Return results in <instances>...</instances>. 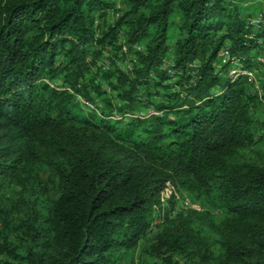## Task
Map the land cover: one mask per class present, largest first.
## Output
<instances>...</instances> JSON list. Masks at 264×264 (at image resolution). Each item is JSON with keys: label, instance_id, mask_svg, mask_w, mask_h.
Returning <instances> with one entry per match:
<instances>
[{"label": "trees", "instance_id": "16d2710c", "mask_svg": "<svg viewBox=\"0 0 264 264\" xmlns=\"http://www.w3.org/2000/svg\"><path fill=\"white\" fill-rule=\"evenodd\" d=\"M258 14L241 0H0V196L24 208L13 220L0 201V264H126L142 242L155 264H264V162L237 161L264 143ZM124 46L133 74L99 75L122 102L139 92L169 117L126 128L80 108L78 96L107 95L88 61ZM165 60L184 72L198 61L186 98L167 104ZM233 67L254 77L229 78ZM188 186L221 218L169 211L151 238L154 209ZM196 222L217 251H203Z\"/></svg>", "mask_w": 264, "mask_h": 264}, {"label": "rangeland", "instance_id": "374dc122", "mask_svg": "<svg viewBox=\"0 0 264 264\" xmlns=\"http://www.w3.org/2000/svg\"><path fill=\"white\" fill-rule=\"evenodd\" d=\"M242 6H245L247 9L255 10V12L259 13L257 17H254L250 20L249 24L253 25H264L263 13H264V0H241ZM117 10L121 8V3L118 1V5L115 7ZM114 8V9H115ZM118 12H114L109 19H113L114 17L119 16ZM122 41V39H120ZM123 43V42H121ZM136 50L140 51L139 47L135 48ZM128 53L127 46H124L122 51L114 54L112 52L104 51L103 54L100 56L99 59L92 62L89 60L88 62L91 63V73L88 78H95L94 84L101 85L107 95L102 99H98L93 91L91 93L90 98L93 101H89L87 98L79 97L78 101L80 108L87 114V115H98L99 117H103L107 121H113L114 124L118 126H126L133 122L134 120H146L152 122L158 118H166L165 112H159L157 106L150 105L146 107L148 103V99L145 97V94L137 93L134 95V102L129 100H124L122 102L116 91L111 90V88L107 85L103 78L99 75V71H107V70H120L125 75H132L134 71V65L136 63V59L133 56L126 55ZM257 60H264V53H260L257 56ZM229 54L224 53L223 51L219 53L218 61L215 62L214 67L218 74L221 75V69L230 61ZM166 61V60H165ZM175 64L171 60H167L166 63L159 69V72L165 73L163 76L166 79L163 82V86L161 87L162 90L159 95L156 96V100L163 104H167V96L171 94H179L181 98H186L187 93L185 92L186 88H190L189 85L195 84V79L191 78L189 81L187 78L193 77L194 68L198 67V61H195L191 65L188 66L189 71H183L181 69L175 68ZM154 75V73H152ZM254 73L249 71H244L241 68L233 67L230 69L229 78L232 77H239L240 75H247L251 79L254 77ZM159 79V78H158ZM255 79V78H254ZM152 81V84L154 83ZM44 82L49 83L52 87H57L58 89H65L62 87V80H57L56 82L49 81L48 78L43 79ZM160 81V80H159ZM183 81V82H182ZM166 88V89H164ZM257 88V86H256ZM160 89V88H159ZM158 89V90H159ZM90 90H92L90 88ZM133 99V98H132ZM142 102V103H138ZM261 115L264 118V112L261 110ZM168 117L171 115V112L168 111ZM171 118V117H170ZM173 118V117H172ZM127 128V126H126ZM260 135H264V130L261 132ZM237 161L239 163H262L264 162V143L258 147H254L247 150H242L238 156ZM190 187H179L175 188V196L173 199H164L162 208H155L152 214V222H151V238L155 237L156 234L162 229L163 223L165 222L164 218L166 217L167 213L172 211L171 216H176L179 213L185 215H195L201 214L204 217L208 216L212 221H217L221 218V213L218 209L212 207L207 201L202 197L199 192H190L188 189ZM15 197L18 198V195ZM15 197H10L9 192L3 191L0 196L1 201V208L2 211L5 213H11L15 211L14 214H11V219H16L19 215V211H23L24 208L18 206V201ZM172 201V202H171ZM194 221H196L195 216L192 217ZM196 229H198L201 235L204 237V243L202 245L203 251H217L219 248L218 238L216 234L207 226H204L201 222L195 223ZM5 227L0 225V238L4 237ZM145 246L143 242L139 245L138 249L131 255L129 260L126 264H155L156 260L150 258L148 255L144 253ZM195 262H199L201 260L198 256L194 258ZM186 264V263H182Z\"/></svg>", "mask_w": 264, "mask_h": 264}]
</instances>
